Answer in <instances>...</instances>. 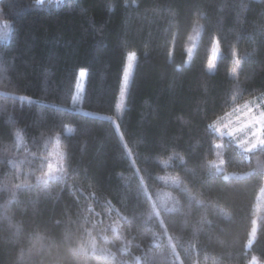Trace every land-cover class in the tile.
Here are the masks:
<instances>
[{
	"label": "trees",
	"instance_id": "trees-1",
	"mask_svg": "<svg viewBox=\"0 0 264 264\" xmlns=\"http://www.w3.org/2000/svg\"><path fill=\"white\" fill-rule=\"evenodd\" d=\"M0 20V264L264 263V147L209 127L264 95V0H0Z\"/></svg>",
	"mask_w": 264,
	"mask_h": 264
},
{
	"label": "rangeland",
	"instance_id": "rangeland-1",
	"mask_svg": "<svg viewBox=\"0 0 264 264\" xmlns=\"http://www.w3.org/2000/svg\"><path fill=\"white\" fill-rule=\"evenodd\" d=\"M9 31H10L9 22L5 20H0V39H5ZM191 52H192L191 47L190 48L187 47L188 57H190ZM213 55H216L215 51L212 52L211 57ZM132 59H133V55L130 54L127 58V63L125 66L121 89H120V93L117 99V106L115 110L116 115H120L121 110L124 107L126 89H127L128 81L131 77V73L133 70V64H134ZM213 68L214 66L209 67V64H208L209 70H212ZM82 80H83V76H80V83L77 85V91L74 96L73 105H79L78 103L79 93H80V90H82ZM262 114H264V95L260 97L252 98L250 100H247L246 102H243L237 106H234L227 113L217 118L210 125H211L212 130L215 131L217 135H219L220 137L224 139L230 140L240 150L244 152H249L255 149L251 145L252 143H255V140H256V138L253 136V133L256 132L257 129L259 128V125H256V127H253V122L258 120ZM260 138L264 139V133L261 134ZM216 147H217V150L215 152V158L217 157L216 161L221 162V164L218 166H222L223 164L222 156L220 154V148L222 147V142L217 143ZM56 148L57 147L55 145L54 149L52 150H55ZM58 150L62 152L61 149H58ZM55 152L56 153L51 154V158L53 160L49 162L47 169H46L45 174L47 175V178L53 177L54 173L57 170L56 169L57 164L58 165L61 164V157L58 151L55 150ZM49 165H51V169H49ZM228 175H229L228 173H225V176H228ZM164 192H166L164 189L160 190L152 198V201H151L152 211L151 212H153V214H157L158 210L159 211L172 210L176 208V200L173 197H171L169 193L167 192L164 193ZM263 212H264V181L262 183V186L259 190V193L256 197V201L254 204V216L255 217L253 220L254 224H253V227L251 229V234H250L251 241L254 239V235H255L256 217L260 216ZM247 264H264V263L260 260H257L256 258H253Z\"/></svg>",
	"mask_w": 264,
	"mask_h": 264
},
{
	"label": "snow or ice",
	"instance_id": "snow-or-ice-1",
	"mask_svg": "<svg viewBox=\"0 0 264 264\" xmlns=\"http://www.w3.org/2000/svg\"><path fill=\"white\" fill-rule=\"evenodd\" d=\"M217 59L216 55H213L210 60H209V67L214 66V63ZM80 76H84V72L81 71L79 73ZM256 125H259V128L257 129L256 132L253 133V136L256 138L255 143H252L251 145L254 148H257V146H262L264 147V139H261L260 136L262 133H264V114L261 115V117L253 122V127H256ZM209 127H211V125H209ZM209 163H213L212 161H210ZM49 169H51V165H49ZM39 179H47V175H42L40 177H38ZM225 179H227V177H225ZM173 182L176 184L180 183V179L178 177L173 178Z\"/></svg>",
	"mask_w": 264,
	"mask_h": 264
}]
</instances>
